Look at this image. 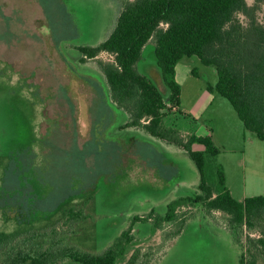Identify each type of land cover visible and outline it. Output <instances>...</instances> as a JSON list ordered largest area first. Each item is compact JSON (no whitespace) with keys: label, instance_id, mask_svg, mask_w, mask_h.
<instances>
[{"label":"rangeland","instance_id":"rangeland-1","mask_svg":"<svg viewBox=\"0 0 264 264\" xmlns=\"http://www.w3.org/2000/svg\"><path fill=\"white\" fill-rule=\"evenodd\" d=\"M119 8V0H0L2 238L43 230L76 207L86 219L65 244L98 253L134 215L163 214L170 201L196 191L199 175L185 152L136 130L120 131L125 115L118 110L99 114L103 76L96 60L79 62L76 47L103 42ZM257 18L264 23V4ZM138 68L165 93L153 43ZM175 72L180 105L165 125L186 138L193 124L186 116L195 117L196 135L211 136L219 151L213 163L223 169L232 197L264 196V142L245 130L225 98L207 90L217 81L215 69L191 57ZM134 233L145 249L161 242L148 223L135 225ZM241 251L224 229L203 218L189 222L150 264H238Z\"/></svg>","mask_w":264,"mask_h":264},{"label":"trees","instance_id":"trees-1","mask_svg":"<svg viewBox=\"0 0 264 264\" xmlns=\"http://www.w3.org/2000/svg\"><path fill=\"white\" fill-rule=\"evenodd\" d=\"M252 1L250 5L247 0H119L115 25L107 38L95 47H76L79 62L96 60L103 76L98 102L104 112L99 110V114L118 110L125 115L120 131L136 130L185 152L199 175L196 191L170 201L163 214L151 210L134 215L128 227L98 253L65 244L66 237L74 235L75 227L86 219L82 209L70 208L43 230L0 236V264H150L189 222L203 218L224 229L242 250L238 264L264 263V196L242 201L232 197L223 169L213 163L219 151L211 136L196 135L194 120L186 138L176 127L165 125L180 105L175 67L196 57L216 71L217 81L207 90L225 98L245 130L264 142V23L257 18L264 0ZM150 43L165 93L138 68ZM103 54L109 60L98 59ZM192 74L196 75L195 70ZM68 109L71 115L70 105ZM194 145L202 150H194ZM85 176L88 183L91 179ZM70 195L67 200L75 197ZM15 202L19 209L24 207L20 200ZM32 207L44 208L39 203ZM185 208L192 209L191 213L182 211ZM139 223H148L153 232H159L160 244L148 249L138 246L134 227Z\"/></svg>","mask_w":264,"mask_h":264},{"label":"crops","instance_id":"crops-1","mask_svg":"<svg viewBox=\"0 0 264 264\" xmlns=\"http://www.w3.org/2000/svg\"><path fill=\"white\" fill-rule=\"evenodd\" d=\"M177 66V65H176ZM175 69H176V67H175ZM175 78H176V76H175ZM177 82V81H176ZM191 117V116H190ZM192 118V117H191ZM193 120H195L196 118L195 117H193L192 118ZM198 136V135H197ZM199 136H201V137H205V136H209V135H205V136H202V135H199ZM194 150H202V148H198V149H194Z\"/></svg>","mask_w":264,"mask_h":264}]
</instances>
